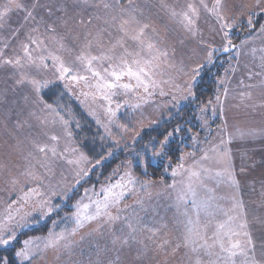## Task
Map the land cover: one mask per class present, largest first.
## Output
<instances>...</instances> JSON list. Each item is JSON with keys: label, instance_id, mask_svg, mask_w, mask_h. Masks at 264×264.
I'll return each mask as SVG.
<instances>
[{"label": "snow or ice", "instance_id": "snow-or-ice-1", "mask_svg": "<svg viewBox=\"0 0 264 264\" xmlns=\"http://www.w3.org/2000/svg\"><path fill=\"white\" fill-rule=\"evenodd\" d=\"M262 20L264 0H4L0 249L9 254L0 264H264V179L249 206L241 177L255 162L245 152L237 167L231 148L264 140ZM221 53L228 65L209 95L205 75ZM48 93L58 99L50 103ZM64 95L103 130L105 151L84 150ZM217 116L199 158L180 148L189 133L200 143L194 118L210 134ZM109 158L119 162L84 187ZM156 167L170 170L173 182L154 178ZM157 187L167 190L171 217L150 202ZM81 188L71 210L57 203ZM250 188L257 191L255 182ZM49 219L46 234L19 239Z\"/></svg>", "mask_w": 264, "mask_h": 264}, {"label": "rangeland", "instance_id": "rangeland-1", "mask_svg": "<svg viewBox=\"0 0 264 264\" xmlns=\"http://www.w3.org/2000/svg\"><path fill=\"white\" fill-rule=\"evenodd\" d=\"M3 3H4V0H0V4H3ZM16 20H17V16H16L15 13H13L12 14V19L10 21V24H11L12 27H15ZM201 26L205 29V32H206L207 25L203 23V20L201 21ZM7 34H8L7 30H5L3 32H0V38H3L4 36H7ZM206 34H207V32H206ZM256 44L259 45L260 41L257 40ZM228 55L229 54L225 53L221 57V60L225 61L227 64H228V60H227V56ZM246 59L247 58L242 54L241 61L245 62ZM2 79H3V74L0 73V80H2ZM233 83L235 84V81ZM70 100H74L75 102H77L80 105L79 101H77L74 97L70 96ZM61 104H62V102H61ZM83 110H84V108H83ZM3 111H4V105L0 104V113H2ZM127 111H128L127 109H121V115H120L121 123H126L127 122V116L124 115V113H126ZM97 114L100 116L101 120L104 119V116H103L102 112L98 111ZM198 115L199 114L197 113L196 116L198 117ZM90 118L94 121V119L92 117H90ZM197 123H199V125H200V121H199L198 118H197ZM209 123H210V127H211V133L210 134H209V132L206 129L200 127V131H199L200 143H198L195 146H193V142L191 140L192 149L190 151H196L197 158H199V156L201 155V152L199 151V149L209 146L206 143H204L205 137L211 135L214 138L216 136V132L218 130V125L221 123V119H220L219 116L212 117L210 119ZM232 123H233L232 113H229V124L231 125ZM239 126L241 128L246 127V125L243 124V123L240 124ZM96 131H97V129H96ZM113 131L115 132V129H113ZM229 131H233V129L230 127ZM99 135H103V130L102 129L99 131ZM102 142L106 143V144L109 143L108 141H102ZM213 142H215V140H213ZM231 148L233 150L234 161H235L237 167L240 165L241 156L245 152L247 153V156H250L252 158V160L255 162V167L254 168H248L247 164L245 165L246 168H247V172L241 177L242 188H243V191H244L245 200L249 204V206H252V202L254 200H258L259 199L258 192H259V188H260V181L262 179H264V165L261 164V160L264 159V140H260V139L255 140V141H240V140H236V141H233V143L231 145ZM245 159H247V157H245ZM189 163H191V161H189ZM167 174L169 175L170 179L168 181L164 180L165 185L171 184L173 182V179H174L170 175V170H169V173H167ZM175 180L177 182H179L181 180V177L177 176V177H175ZM252 182H255V187H256V190H257L256 192H252L251 191L250 184ZM149 191L151 193L150 202L152 203L153 206H156V205L159 206L157 208V211L160 212L161 216L167 214V216L171 217L172 210H170L169 207H168V205L171 203V199L167 195V190L165 188H163V187H157V188L150 189ZM219 191L220 192H227L228 189L222 185L221 188L219 189ZM141 195L145 196L147 198V193L142 192ZM131 202H132L131 200L128 201V203H131ZM60 227H63V224H61ZM60 227H57L56 230L59 231ZM49 260H51V255H49Z\"/></svg>", "mask_w": 264, "mask_h": 264}, {"label": "trees", "instance_id": "trees-1", "mask_svg": "<svg viewBox=\"0 0 264 264\" xmlns=\"http://www.w3.org/2000/svg\"><path fill=\"white\" fill-rule=\"evenodd\" d=\"M261 22H264L262 20ZM241 34L239 32L234 33V40L235 42H239ZM225 53H221L218 57V63L215 66H212L208 72L205 75V81L207 82L203 86L207 89V94L211 95V84H212V78L215 74L222 73L223 69L227 67V63L223 60H221L222 55ZM46 99L51 103L54 100H57L58 97L54 93H48L46 94ZM68 99V100H67ZM65 105L67 109H70L73 115L80 121V124L82 125L81 129H73L74 132L77 135V138L79 142L83 145V148L86 152L89 153V155L94 156L96 153H100L102 151H105V149L108 147V143H103L99 139V134L97 133L96 129V123L86 114V112L83 110V108L74 100H70L69 95H64L62 99H60V103ZM197 115V113H196ZM197 118H194L191 121L190 126L193 129V132H199L200 131V125L197 123ZM155 135V133H153ZM191 133L183 137L182 141H178L179 146L182 150L184 151H190L192 149L191 147ZM101 144H104V148L101 147ZM117 152V155L119 156V159L124 158V154L121 153L118 149H115ZM175 153L173 154V165H175L176 160H175ZM118 160L109 158L108 161L104 164V166L100 169L94 170L92 176L90 177L89 183L85 184L84 187H89L91 184L97 183V176L100 177V180H103L104 176L107 175L108 172L111 171V168L115 166L116 163H118ZM163 167H167V162H164ZM163 167H156L154 171V178L159 179L161 175H163L164 180H169L170 177L167 173L163 172ZM103 173V175H101ZM137 174L140 175V170L137 169ZM149 174L153 175V170H149ZM141 178H145L141 176ZM83 188L79 189V192L72 197L71 200L69 201H60L59 199L57 200V203H61V206L65 208L66 211L71 210V204L75 202L76 199L79 198V195L82 194ZM63 215V213H61ZM57 217H53L55 219ZM51 227V220H45L42 221L40 225H35L30 229H25L24 234L20 236V240L26 239L28 236L32 235H43L46 234L47 228ZM17 247L20 245L17 244ZM9 253L5 251L4 249H0V255H8Z\"/></svg>", "mask_w": 264, "mask_h": 264}]
</instances>
